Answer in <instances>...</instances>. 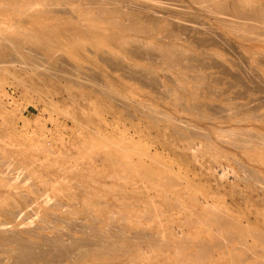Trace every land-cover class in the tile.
<instances>
[{"label": "bare ground", "instance_id": "obj_1", "mask_svg": "<svg viewBox=\"0 0 264 264\" xmlns=\"http://www.w3.org/2000/svg\"><path fill=\"white\" fill-rule=\"evenodd\" d=\"M39 1L42 4V8H35L33 4ZM39 1L26 0L25 4H22L23 7L19 8L15 7V0H5V5L10 9H14L15 7L16 12L27 18H32V15L37 12H41L47 16L54 15L55 17L58 11L59 13L64 12L65 6H62L58 10L57 6L53 8L55 0ZM86 1L87 2L81 3L78 8L75 9L81 11L80 9L84 8L82 10L84 12L85 9L90 10V8L94 6L96 7V17L92 18V20L87 19L91 22H85V18H80L74 25L71 24L69 20H65L60 16L58 19L62 25H59L57 32L73 31L80 33L81 35L69 39L70 44L75 45L77 48H81L86 43H89L90 46L88 51L91 52L98 61L93 58H88L87 55L80 54L75 58L76 60L74 63H70L69 60L58 57L53 51L52 47L53 44H55L54 38L58 37L53 30L48 27L46 28L49 29L50 32H47V29L42 30L38 28L31 30L20 27L12 34L0 31V53H5L7 55V59L0 61V63L4 66H16L18 70L17 77L21 80L29 81L31 84H37L36 81H41L50 86L58 97L62 96L63 98H67L74 105L75 109L80 110L79 114L81 118L89 117L85 113V110L91 108L92 105L98 101V99L94 97L95 95H93V92L102 93L104 99H101V102L104 100H111L122 109V114H128L133 118L132 126L134 124L136 128L134 131L138 133V138H133V129V133H131V135L133 134L132 137L127 135L128 132H123L120 143L104 142V144H101L103 146L101 155L99 154L102 159L113 166V170L106 171L105 177L112 179L117 178L119 180L116 184L113 183L109 189H113L111 192L113 195L115 193L117 194L116 196H119V205L121 206L119 210L100 207L99 204H101L102 201L91 200V196L89 195V193L95 194V192L98 193L99 191L93 190L94 187L83 175H78V179L84 183V186L83 184L81 185L80 181H76L77 186H81V189L77 192V197L80 198V202L83 206L85 205L86 208L76 210L75 207H69L64 209L66 204L72 206V202L65 204L59 197H53L54 194L50 192V189L55 190L57 185L62 184L59 179H64L65 173L68 172L65 163H59L55 159L37 161V156L29 157L24 153V157L21 158L20 161V166H18L19 169L14 170L11 166V160L7 157V153L9 152H0V215L3 217V220H0V264H107V261L114 257L117 249L129 246L127 244L131 241V235H129V229L127 227L123 225L118 226L113 224L112 221L110 222L108 219L110 216H101L102 218H98V214L118 212L122 215L120 220L123 222V220H126L129 216L128 208H133L132 211L137 214L134 223L135 229L132 232L133 236L138 239L140 245L143 244L153 247L165 245L166 240L162 237L160 238V236H158L159 234L165 235L169 233L174 235L184 233L183 229H176L168 222L169 218L174 217L173 210L176 209L183 214V218L186 217V225L189 229L194 227L195 231L199 233L198 235L210 233L214 238L213 242L198 239L189 243L192 240L191 238L178 239L175 241V244L179 247L194 245L199 251V257L207 256L211 248L215 245H224L227 247L234 238H237L239 242L238 245L240 246L246 244L245 237L247 236L255 235V238L259 240L264 238V232L258 229L260 224L252 222L247 224L241 223L233 221V218L232 222L230 218L232 216L228 214L227 211L229 208L226 206H217L213 203L209 204L208 201H200V204H209L206 207V212L212 213L213 217L209 219H195L193 218V214L198 210L199 206L195 207L189 205L188 201H186L188 192H192L196 186L202 183L199 177L203 172L194 171V176L189 175L188 170L191 167L190 165L193 164V161L197 160L199 162L200 157L204 155L208 157V165H206V167L209 170L215 166L219 155L217 147L208 140L210 138V133L214 131V125L209 122L211 118L210 114L207 113L209 107L202 101V98L209 100L214 97L212 89L200 79L195 83L190 81L193 76V78L202 77L203 75L199 74L200 72H198V74L193 73L192 77L185 72L189 68L198 69L203 67L200 62H203L204 59H202V61L200 56H195L191 54L192 52H185L184 49L175 45H158L150 41H146V43L140 41L137 34L143 32L149 34L150 30L144 26L145 24H137L135 22L137 17L132 15L133 13L131 15L126 14L121 9V2L116 3V5L112 2L110 5V0ZM172 1L174 0H168L164 5ZM129 3L131 4V2ZM175 3L177 6L181 5L180 2H178L180 5L174 1V4ZM208 3L209 1H206L204 6ZM200 4L203 6L202 0ZM216 4L221 7L224 6L225 3L220 1ZM126 5L127 4H125V6ZM134 5L137 6L139 4ZM234 5V3L229 4V7L232 8V11L229 10L230 12L228 8L224 9V7H222L217 9L215 8L216 6H214V8H210L206 11V15L210 16L214 21L224 24L231 31H235L236 27L228 25V21L230 20H240L243 23L244 21H250V27L263 26L264 23L255 22L256 19L253 17L255 14L254 10L253 15H250L246 10L239 8L233 9ZM130 8L132 9V6ZM139 8L141 9V6ZM181 8L184 9V6H180V9ZM156 12L157 9L154 14L157 15V17L152 16L154 19L158 18L161 13H164L163 10L158 11L161 12H157L160 14L158 16ZM149 14L152 13L149 11L148 16H151ZM97 18L105 22L106 25H100ZM148 19L150 18L148 17ZM257 19H259V17ZM156 20L153 21L155 22ZM126 21H128V23H126ZM143 21H145V18ZM187 21L188 20H186V22ZM154 22H151L152 25H156ZM194 22L195 21H193V23ZM196 22L198 21L196 20ZM160 23L161 20L158 22V27ZM175 23H170L173 25H170V27H175ZM205 24L200 27L196 26L200 28L199 30L205 29L204 32L209 31L210 33L211 28L209 30L208 23ZM189 25L190 24H185L184 26H180L189 29ZM77 28L80 29L78 30ZM165 28L167 31L170 29L168 26H165ZM127 31L129 33H127ZM189 31H191V28ZM241 32L245 33L244 31ZM257 34L253 36L250 35L249 38H258L260 34ZM17 35H19V37ZM207 36H201L203 38L199 37L202 45L208 46L209 43L213 44V39H217L216 36V38ZM183 37L184 36H182V38ZM31 39H36L39 43L32 42ZM193 39L195 40V38ZM210 40L213 41L210 42ZM223 40L221 39V41ZM127 42L131 43V48L125 47V43ZM194 42L198 43L199 41L196 39ZM109 43L120 49L125 48L128 55L134 58H141L142 54L146 55L147 64L140 65L137 62H125L119 54L107 48ZM228 48L229 47H227V49ZM153 52H156L163 58L165 65L168 64L177 69L178 75L176 81L178 84L176 87L166 88L167 86L158 83V79L150 65L151 57L153 56L152 59H154L156 56ZM203 52L206 51L203 50ZM207 55L209 56V53ZM209 57L211 58L212 55L210 54ZM183 59H186L188 63L186 62L187 64H184L182 62ZM260 61H263V59ZM204 62H206V60ZM220 63L218 62V64ZM208 64L210 65V63ZM215 64L218 65L217 63ZM215 64L213 63V65ZM105 66L109 69L110 73H115L123 69L124 71L121 72L119 76L125 77V79L138 84L137 87L139 91H137V94H139L141 98H132V96L127 95V93L118 94L114 91L115 84L111 83L106 77V79L102 78V75L109 76L103 71ZM225 67L227 66H224L226 70L228 67ZM242 67H244V65ZM225 70L222 72H225ZM236 70L237 73H239L238 69ZM232 71L230 73H232ZM231 75L237 76L236 73H232ZM205 79L208 80L207 78ZM235 79L242 80V78L237 77ZM229 82L231 81L229 80ZM77 86L88 87L90 91L76 89L75 87ZM162 86L166 89H162ZM261 87L264 88L262 85ZM225 90H227V88L223 91ZM217 94H219L218 91ZM81 99L84 100L82 104L80 103ZM255 99L256 98H254V100ZM243 106L246 107L245 104ZM211 109L214 108L211 107ZM221 112L223 113V111ZM3 119V115L0 114V124ZM78 121L74 122L78 123ZM207 124H212L213 128L206 127ZM76 130H80V128H76ZM243 133L244 132L241 134ZM260 138L258 144L264 147V137ZM232 141L238 143V145H243L246 139L235 137ZM41 148L45 151L49 150L47 147ZM50 153L51 152H42L44 156ZM175 162H182L181 164L187 163L186 172H183L180 168L176 169L174 165ZM200 165L202 166L201 162ZM200 165L198 164L197 166L200 167ZM25 166H29V168L27 169ZM193 169L192 167L191 170ZM21 173H23V176L20 175ZM222 173H224V171ZM240 179L250 187H253L256 183H260L259 177L252 172ZM72 188L75 187L70 186L68 192L65 194L73 198L72 193L74 190H72ZM157 197L159 199H157ZM105 205H107V203H105ZM29 207H31L33 213L34 211L38 213V217L36 215V221H31V219H26L27 221L18 223H13L11 221L15 218L18 219L24 216V218H28L26 217V213ZM77 212L85 214V218L92 222L88 223L84 221L79 223L75 219L69 218L72 213ZM35 214L33 216H35ZM159 217H163L164 220H160ZM7 218L9 221H7ZM112 218L114 219V217ZM99 222H103L105 226L103 225L100 227V225H98ZM229 224L233 225L234 228L228 229ZM121 240L124 242L121 243ZM247 250L246 248V251ZM261 261V264H264V258H262Z\"/></svg>", "mask_w": 264, "mask_h": 264}, {"label": "rangeland", "instance_id": "obj_2", "mask_svg": "<svg viewBox=\"0 0 264 264\" xmlns=\"http://www.w3.org/2000/svg\"><path fill=\"white\" fill-rule=\"evenodd\" d=\"M167 1L110 0L109 2L110 5L112 2L115 5L116 3L121 2V9L126 14L131 15L133 13L132 15L137 17L135 22L137 24H145L144 26L150 30L149 34H146L145 32L137 34L140 41L143 43L150 41L158 45H175L184 49L185 52H192L191 54L200 56L201 60H206V62L203 60V62H200L203 67L198 69L189 68L185 72L186 74H190V77H192L193 73L198 74V72H200L199 74L203 75L202 77L193 78V76L190 81L195 83L200 79L212 89L214 97L209 100L202 98V101H204L206 106L209 107L207 109V113L211 116L209 122L214 125V128L212 127V124H207L206 126L214 129V131L210 133V138L208 140L217 147L219 155L217 157V163L209 170L206 167V165H208L207 156L205 157L202 155L199 162L196 160L193 161V164L190 163L191 167L188 170L189 175L194 176V171L203 172L199 177L202 183L196 186L192 192H188L186 197V201H188L189 205L195 207L199 206L198 210L193 214V218H212L213 214L206 212V207L213 203L217 206L228 207L229 209L227 212L232 216L230 217L231 221L234 219L233 221L246 224L249 222L258 223L260 224L258 229L264 232V147L258 144L261 139L260 137H264V88L261 87V85L264 87V0H206L209 1V3L205 6V0H202L203 6L200 4L201 0H174L177 3L180 2L181 5L178 4L180 6L183 5L184 9H180V6H177L176 3L174 4V1L169 3L170 5H164ZM220 1L225 3L224 6L219 7L216 4ZM25 2L26 0H15L14 5L15 7L20 8L23 7L22 4H25ZM85 2L87 1L55 0L53 8H56L57 6L58 10L62 6H65V9L63 8V13H59L58 11L56 13L57 16L55 17L54 15L47 16L41 12H37L32 15V18H27L16 12L15 7L14 9L8 8L5 5V0H0V31L12 34L20 27L31 30L38 28L44 30L48 27L58 35V37L54 38L55 44H53L52 47L58 57L69 60L70 63H74L76 60L75 58L80 54L87 55L88 58L97 60L92 53L88 51L90 46L89 43H86L81 48H77L75 45L70 44L69 39L81 35L80 33L73 31L62 33L57 32L59 25H62L58 19L60 16L65 20H69V22L74 25L80 18H85V22H89L92 18L96 17V7L94 6H92L90 10L85 9L84 12L82 11L84 8L80 9L82 12L75 9L78 8L81 3ZM123 2L127 5L125 6ZM35 3L33 4L35 5V8H42L40 1ZM233 3L235 4L233 9L239 8L246 10L250 15H253L254 10L255 14L253 17L256 19L255 22H262L263 26L250 27V21H244L243 23L240 20H236L237 22L230 20L228 21V25L236 27L235 31H231L224 24L214 21L210 16L206 15V11L210 8H214V6H216L215 8L217 9L224 7V9L228 8V11H232L229 4ZM134 4L139 5L136 6ZM127 6H132V9ZM140 6L141 9L139 8ZM156 9L157 12L162 10L164 12H158L161 13V15L156 12L158 16L160 15L156 18L157 20L152 17H157V15H154ZM149 11L153 15L149 14L151 16H148ZM257 16L259 19H257ZM148 17L150 19H148ZM167 17L171 18L169 19ZM144 18L145 21H143ZM152 18L156 21L154 22ZM190 18L193 20L191 21ZM159 20H161V23L158 27ZM186 20H188V23ZM196 20L198 22H196ZM97 21L102 26L106 25V23L99 18H97ZM171 21L173 23L176 22L175 24L179 26L175 25L173 28L170 27V25H172L170 24L172 23ZM193 21L195 22L193 23ZM151 22L156 23V25L154 23L155 26L152 25ZM126 23H128V21H126ZM203 23H208L209 30L211 28L210 33L209 31L204 32L205 29L199 30L200 28L198 27L204 25ZM185 24H190L189 27L187 26L189 29L183 27ZM180 25L183 26L181 27ZM165 26L170 28L169 31L166 30ZM190 28L191 31H189ZM77 29L79 30L80 28ZM46 31L50 32L49 29ZM241 31H244L245 33H242ZM127 33L129 32L127 31ZM255 33L260 34H257L259 35L258 38H249L250 35H256ZM185 34L190 35L186 36ZM205 35L213 36L212 38L217 37V39H213L214 41L212 40L213 44L209 43L208 46L202 45L199 37ZM17 36L19 37V35ZM182 36L184 37L182 38ZM193 38H195V40L198 39L199 42H194L195 40ZM221 39L224 40L221 41ZM31 41L39 43L36 39H31ZM212 41L210 40V42ZM131 46L132 45L129 42L125 43V47L131 48ZM227 47L229 48L227 49ZM107 48L119 54L125 62H137L140 65L147 64L146 55L144 54H142L141 58H134L131 55H128L125 48H117L111 43H109ZM202 49L206 52H203ZM207 52L209 53V56L210 54L212 55L211 58L207 55ZM153 53H155L156 56L154 59H152L153 56L151 57L150 65L158 79V83L167 86L166 88L176 87L178 84L176 81L178 75L177 69L168 64L165 65L163 58L156 52ZM5 59H7V55L5 53H0V61H4ZM262 59L263 61H260ZM91 61L94 62L93 60ZM182 62L184 64L188 63L186 59H183ZM207 62L210 63V65ZM218 62H222L223 64L220 63V65ZM84 63L88 64L87 62ZM213 63H217L218 65H213ZM223 65L227 66L229 69L225 67L228 69L225 70ZM243 65L244 67H242ZM0 66V114L4 117L0 124V152H9L7 153V157L11 160V166L13 169H19L18 166H20V161L21 158L24 157V153L29 157L37 156V161L55 159L59 163H65L68 168V172L65 173L64 179H59L62 184L57 185L55 190L50 189V192L54 194L53 197H59L65 202V204L72 202V206L66 204L64 209L69 207H75L76 210L86 208V206L84 205V207L80 202V198L77 197V192L81 189V186L78 187L76 181H80L78 175H83L84 178L94 187L93 190L99 191L98 193L95 192V194L89 193L91 200H101L102 203L99 204L100 207L119 210L121 206L119 205L120 198L119 196H116L117 194L114 193L113 195L111 193L113 189H109L113 183L116 184L119 180L117 178L112 179L105 177L106 171L113 170V166L100 157L101 149H103L101 144H104V142L120 143L123 132H128V134H126L130 135V137L134 134L133 138H138V133L134 131L136 129L134 124L132 126L133 118L128 114H122V109L111 100H104L101 102V99H104V95L100 92H93V95H95L94 97H96L98 101H96L91 108L85 110V113L89 117L81 118L79 114L80 110L75 109L74 105L67 98H63L62 96L58 97L47 84H44L41 81H36L37 84H31L29 81L21 80L17 77L18 70L16 66H4L3 64L1 65V63ZM235 68L238 69L240 74L237 73ZM223 70H225V72H222ZM103 71L109 76L102 75V78H108L111 83L115 84L114 91L118 94L127 93V95L132 96V98H141V96L137 94V91H139V88L137 87L138 84L125 79V77L119 76V74L124 71L123 69L115 73H110L109 69L105 66ZM231 71L232 73H236V77L242 78L243 81L241 79H235L236 77L235 75H231ZM229 80L231 82H229ZM163 86L161 87L162 89L165 88ZM75 88L83 91H90V88L84 86H77ZM225 88H227V90L223 91ZM217 91L219 94H217ZM254 98L256 99L254 100ZM83 101L84 100L81 99L80 103L82 104ZM244 104L246 107L243 106ZM211 107L214 109H211ZM221 111H223V113ZM74 121H78V123H75ZM76 128H80V130H76ZM238 132L244 133L241 134ZM131 133L133 134L131 135ZM235 137L245 138L246 141L243 145H238V143L232 141ZM41 147H47L49 150H42ZM42 152L51 153L44 156ZM200 162L202 163V166L200 165ZM181 163L182 162H175V168H180L183 172H186L188 164ZM198 164L200 167L197 166ZM192 167L194 168L193 170H191ZM25 168L28 169L29 166H25ZM223 171L224 173H222ZM251 172L260 179V183L254 184L253 187L248 186L240 179L247 174H251ZM20 175L23 176V173ZM80 182L81 185L83 184L84 186V183L82 181ZM70 186L75 187L72 188V190H74L72 193L73 198L70 195L65 194L68 192ZM157 199L159 198L157 197ZM200 201H208L209 204L203 205L199 203ZM105 203H107V205H105ZM128 210L129 216L126 220H123V222L120 220L122 215L118 212L105 214L99 213V217L96 216L98 218H102L101 216H110L108 218L110 222L112 221L113 224L118 226L123 225L127 227L129 229L128 233L131 235V241L127 244L129 246L117 249L114 257L107 261V264H261V260L264 258V238L259 240L255 238V235L245 237L246 244L243 246L238 245L239 242L237 241V238H234L227 247L224 245H215L205 257H199V251L194 245L187 247L177 246L175 241L178 239L191 238L192 240L189 243L198 239L208 240L209 242L214 241V238L210 233L198 235L199 233L195 231L194 227L189 229L186 225V217L183 218V214L178 212L177 209L173 210L174 217L169 218L168 222L176 229H183L184 233L174 235L169 233L165 235L159 234L158 236H160V238L162 237L166 240L165 245L163 244L155 247L143 244L140 245L138 239L133 236L132 232L135 229L134 223L137 214L132 211L133 208H128ZM27 211L26 217L28 218H24V216L18 219L15 218L11 221L13 223L24 222L29 219H31V221H36V215L38 217V213L35 211L33 213L31 207L27 208ZM34 214L35 216H33ZM85 217V214L78 212L72 213L69 216L70 219H75L79 223L84 221L88 223L92 222ZM112 217H114V219ZM159 219L164 220L163 217H159ZM0 220H3L1 215ZM7 221H9L8 218ZM98 225H100V227L103 225L105 226L103 222H99ZM230 225L231 224H229L228 229H233L234 226ZM77 233L80 234L79 232ZM120 242L123 243L124 241L121 240ZM246 248L248 249L247 251Z\"/></svg>", "mask_w": 264, "mask_h": 264}]
</instances>
